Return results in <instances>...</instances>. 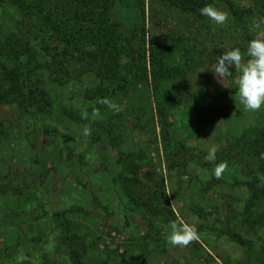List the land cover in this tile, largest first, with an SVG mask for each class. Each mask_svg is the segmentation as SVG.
<instances>
[{"label":"rangeland","instance_id":"374dc122","mask_svg":"<svg viewBox=\"0 0 264 264\" xmlns=\"http://www.w3.org/2000/svg\"><path fill=\"white\" fill-rule=\"evenodd\" d=\"M222 1L215 2L217 10L223 11ZM229 1L243 8L250 5L248 0ZM127 3L132 4L125 0L116 5L115 17L123 23L124 34L134 25H139V34L141 16ZM144 3L146 43L160 32L182 30L178 27L187 22L172 7L173 17L166 15L160 9L168 4L164 0ZM16 16L10 7L0 9L1 37L11 32ZM208 25V50L188 78L194 89L209 87L216 100L207 111L179 108L163 130L152 91L142 86L129 94L130 113L122 125L115 119L114 127H108L111 115L94 114L83 99L85 89L95 84L87 76L62 86L47 84L54 97L49 115L23 117L16 108L0 106V264H67L58 243L65 231L61 224L69 221L93 248L92 256L108 257L110 264H264V222L254 230L246 223L264 208L244 213L250 198L248 178L227 158L205 159L211 147L219 154L227 141L246 134L258 115H264V106L244 110L238 91L230 87V77L238 84L240 67L249 59L244 53L227 79L221 81L212 72L223 52L237 44L246 50L244 35L240 41L227 21L219 24L209 18ZM254 37L264 39V33L258 30ZM114 104L119 109L125 103ZM104 127L110 128L109 134ZM85 128L90 135L84 134ZM113 137H118L117 145ZM174 142H183L185 148L171 157L169 143L171 147ZM125 154L131 157L128 173L143 184L137 194L151 204L148 210L160 213L151 225L144 219L148 214L152 218L147 209L128 203L122 193L118 174ZM221 162L227 168L217 178L214 170ZM177 219L194 223L199 239L188 246L169 245V225ZM232 233L247 245L232 241Z\"/></svg>","mask_w":264,"mask_h":264},{"label":"trees","instance_id":"16d2710c","mask_svg":"<svg viewBox=\"0 0 264 264\" xmlns=\"http://www.w3.org/2000/svg\"><path fill=\"white\" fill-rule=\"evenodd\" d=\"M129 1L132 4L127 5L142 19L139 34L136 33L139 25L124 34L123 23L115 17L116 5L125 0H0V9L10 7L17 14L11 32L3 37L0 34V106L16 108L23 117L49 115L54 97L47 84L62 86L87 76L95 84L85 89L83 99L91 103L94 114L111 115L108 127H114L115 119L122 125L123 117L129 116L128 96L138 86L152 91L162 130L168 117L179 108L207 111L216 97L209 94V87L192 88L188 72L204 56L203 51L208 50L209 17L200 15L199 10L206 5L217 9V0H164L168 4L160 9L166 15L173 17L174 8L187 22L178 27L180 31L171 29L150 36L148 43L144 31V0ZM248 1L250 5L246 8L229 0L222 1L223 11L229 14L228 29L240 41L244 35V47L255 39L256 31L264 33V26H254L258 18L264 17V0ZM241 52L246 55L247 48H241ZM231 78L230 87L238 91V84ZM115 102L118 106L125 104L117 109ZM109 129L104 127L107 134ZM113 138L117 145L118 137ZM169 148L170 156L174 157L173 154L177 155L185 147L183 142H174L171 147L169 143ZM226 158L229 164L238 165L240 175L248 178L250 198L244 213L264 208V115H258L246 134L227 141L222 152L216 154L217 160ZM129 162L130 154H125L120 161L118 179L122 193L128 203L145 210L151 204L137 194L143 184L128 173ZM146 211L152 218L148 214L144 219L151 225L153 217H159L160 213L156 209ZM258 214V218L246 220L247 224L254 225L253 230L264 222V209ZM61 225L65 231L59 235L58 247L66 251L67 264H110L108 257L92 256L93 248L72 230V222ZM230 237L240 245H247L237 234L232 233Z\"/></svg>","mask_w":264,"mask_h":264},{"label":"clouds","instance_id":"9594fccd","mask_svg":"<svg viewBox=\"0 0 264 264\" xmlns=\"http://www.w3.org/2000/svg\"><path fill=\"white\" fill-rule=\"evenodd\" d=\"M200 15L207 16L211 20L223 24L228 20L229 14L225 11L206 5L200 10ZM256 28L264 26V17L257 19ZM249 57L246 64L240 67L238 76V98L246 111H256L264 106V39L255 38L248 42L247 53ZM242 54L239 48H232L217 58L212 72L222 81L232 75L231 68L240 66ZM86 117V113H85ZM85 135H90V129H84ZM217 148L211 147L205 157L208 161L216 159ZM227 163L221 162L216 165L214 174L217 178L226 170ZM170 234L167 242L171 246H188L199 239L196 225L182 219L170 222Z\"/></svg>","mask_w":264,"mask_h":264}]
</instances>
